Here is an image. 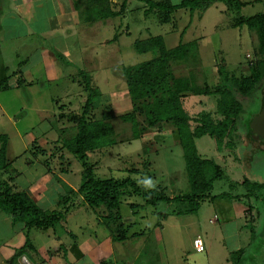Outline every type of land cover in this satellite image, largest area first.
<instances>
[{"label": "crops", "instance_id": "0c3cea01", "mask_svg": "<svg viewBox=\"0 0 264 264\" xmlns=\"http://www.w3.org/2000/svg\"><path fill=\"white\" fill-rule=\"evenodd\" d=\"M134 1L136 4L130 10ZM145 1L125 0L124 9L119 12L123 0H109L113 16L89 21L87 0H0V127L3 128H0V137H5L6 144V168L0 171V180L8 182L14 190L25 193L44 212L60 210L62 203L58 199L68 196L70 189L76 192L80 183L81 169L78 164L74 167L71 165V161L76 159L71 154L69 157L64 155V142L76 132L75 123L70 121L71 116L82 114L90 92L91 104L85 113L87 119L106 122L107 118L117 115L114 113L119 105L130 112L132 105L123 70L133 66L124 63L131 49L127 53L122 49L131 46L134 51L135 41L152 37H160L164 44L162 36L148 35L147 30L138 34V39L130 41L129 26L120 24L133 11L139 13L144 22L152 16L156 23H161L156 12L149 10ZM169 1L175 5L182 0ZM240 1L245 3L244 7L251 3ZM214 13L215 18L210 20V23H215L211 31L214 33L219 31L220 20H215L217 13L219 16L231 15L225 5L219 2L204 11L178 9L172 13L170 22L162 24L171 25V31L165 33L170 34L177 43V34L184 25L183 21L188 24L181 31L179 41H182V36L193 21L204 22L207 15L211 18ZM243 29L249 35L256 34L245 27L238 29V33ZM124 36L128 40L126 44L121 40ZM206 38L200 35L191 41L178 42L170 48L164 44V47L170 50L180 44L194 43L205 76L212 74L214 68L204 67V52L209 48ZM178 64L184 68L185 63L176 62L175 67ZM204 80L209 86L218 83H211L208 76ZM181 101L184 110L192 117L203 112L217 117L214 96L187 93ZM107 122L116 142L86 152L88 160L91 152H105L103 156L99 154L94 163L89 161L96 168L95 174L103 170L112 174L117 171L120 173L119 157H131L129 149L134 147L132 141L122 148L117 140L116 127L111 121ZM152 130L157 133L165 131L164 128L148 131ZM151 142L154 141L151 139ZM1 144L0 140V147ZM11 148L18 152L12 153ZM158 151L154 152V156ZM26 152H29L27 156ZM167 181L168 185L163 189L169 198L189 192L187 188L185 192L181 190L175 181L169 182V178ZM255 184L264 182L253 181L245 186L248 193L230 194L223 198L218 197L222 193L212 194V189L210 196L214 198L201 202L195 214H177L179 210L175 204L148 209L149 206L138 203L135 197H124L113 212L128 229L124 233L127 237L121 236L111 241L106 238V234L110 235L107 224L89 221L90 214H94L98 208L91 209L79 202V206L70 210L64 221L55 228L31 230L29 239L32 248L22 249L26 241L23 224L13 223L10 215L0 210V264H23V259H27L29 264H75L79 261L102 264V259L111 260L113 264L122 261L134 264L137 260L144 264H168L161 249L164 241L161 222L175 225L184 216L196 218L193 224L197 229L189 236L188 247L194 250L192 240L196 236H200L204 243L203 252L194 250L198 255L192 259V264H264V188L252 189ZM77 198L81 199L80 196ZM133 204L139 205L132 207ZM100 208L105 210L104 207ZM158 209L163 210L159 212ZM148 221L152 222V226ZM85 225L96 229L100 236L94 237L92 232H86ZM139 226H142L140 232L136 231ZM39 232L47 239L43 240L41 246L34 237V233ZM137 232L138 235L134 234ZM131 235H135V238ZM62 237H69L68 242H62ZM137 239L141 248L135 250L131 242ZM129 248H132L131 253L127 255L125 250Z\"/></svg>", "mask_w": 264, "mask_h": 264}, {"label": "trees", "instance_id": "16d2710c", "mask_svg": "<svg viewBox=\"0 0 264 264\" xmlns=\"http://www.w3.org/2000/svg\"><path fill=\"white\" fill-rule=\"evenodd\" d=\"M124 2L119 6V12L124 9ZM223 3L226 11L233 15L231 26L254 31L258 40V51L264 52V12L244 17L240 10L245 3L240 0H182L173 5L169 0H146L149 10H154L161 23L171 21V15L178 9L187 8L204 11L214 3ZM88 19H106L113 16L109 0H87ZM133 49L137 54H153L148 60L124 68L123 75L131 100L132 109L121 116V120L131 123L133 139L138 135L135 130L138 118L142 117L146 129H170L174 141L180 146L185 166L189 192L169 198L165 190L153 187L140 179V184L130 177L120 179L99 178L88 161L86 152L95 148L114 144L113 131L109 123L103 120H90L85 113L91 104L88 100L80 116L72 115L70 121L75 123L76 132L64 142L66 151L80 162V183L74 192L69 190L68 196L58 199L62 207L58 211L44 212L25 193L16 191L6 181L0 180V210L9 214L13 223H22L26 238L22 249L32 248L29 239L31 230L53 229L64 221L65 216L73 208V198L81 197L91 209L104 207L106 210L118 208L124 197H140L143 206L157 208L158 205H172L179 210L177 214H195L201 202L213 199L210 191L215 181L224 176L223 169L210 159L199 156L195 140L203 136L211 138L217 151H232L235 140L238 139V123L243 114V105L237 98L254 95L258 109L245 124L250 136L264 142V59L251 65L250 72L239 77L228 78L223 67L218 74L222 82L209 86L205 80L201 85L193 73L176 77L173 75L171 64L176 62L189 63V56L196 45L194 43L178 45L167 50L160 37H152L144 41H135ZM195 54V53H194ZM91 91V90H90ZM214 96L216 100V116L210 113H199L190 116L182 106L185 94ZM194 124V126L192 125ZM139 133V132H138ZM0 171L6 168L5 137H0ZM264 188V184L252 185V189ZM227 195L220 194L223 198ZM141 203V204H142ZM132 207H138L133 204ZM122 231L121 236H125ZM21 254V252H19Z\"/></svg>", "mask_w": 264, "mask_h": 264}, {"label": "rangeland", "instance_id": "374dc122", "mask_svg": "<svg viewBox=\"0 0 264 264\" xmlns=\"http://www.w3.org/2000/svg\"><path fill=\"white\" fill-rule=\"evenodd\" d=\"M245 1H249L251 3L240 11V14L242 16L248 17L264 12V0ZM135 4L136 1L132 2V7H130V10L134 8L133 6H135ZM222 7L224 8L223 5ZM185 16L188 17L187 14ZM215 16L216 13L212 14L211 18L210 15H207L204 22L195 23V21H193V23L187 29L185 35L182 36V41H179V35L181 31L188 24L187 21L185 23L183 21L182 23L184 25L182 26L180 32L177 34V43L174 42V38L171 37L170 34L167 35L165 33V31H171V25L156 23L155 18L152 16L150 20L144 22L142 21V16L139 13H136V11H133L129 12L128 16H126V19L120 24H122L123 26H129V31L131 33L130 41L138 39L140 37L138 36V34H140L141 32L143 33L144 30H147L148 35L162 36L165 47L169 48L173 47L175 44H178V42H188L198 38L200 35L206 36V40L209 41V48H207V50L205 49L203 62L205 68H209L210 66L214 67L212 74H205L204 76L201 64H199L200 58L197 55V52H194V49L191 50L193 54L189 56V63L184 64V68L179 67L181 66V64L176 65V67L175 63L171 64V72L174 76L181 77L182 75H186L187 73L189 74L190 72L194 74L195 79L198 81L197 84L201 85L206 76H208V79L211 83H221L222 77L218 74L219 67H223V71L228 78L239 77L248 74L250 72L251 65H253L257 61L264 59V52L258 51L259 49L256 34L249 35V33L245 29L238 33V29L233 30L232 28H230L232 27L231 23L233 15L224 14L222 16H219L217 13V19L215 20H220L218 22L219 24L217 23L219 31L214 33L211 32L215 27V23H210V20L212 21ZM180 23L181 22H179L178 25ZM214 34L217 36V38L214 36ZM121 40L125 44L128 43V40L127 38H125V36L122 37ZM130 49L132 50L131 46H124L122 51H125L127 53V51H129ZM131 50L129 54L126 55V59H124L125 64L134 65L144 62L153 57V54L151 53L137 54L133 50ZM123 52L121 53L122 58L124 56ZM213 52H216L217 54L214 55ZM236 95L243 105V114H241L238 123L239 137L237 140H235L234 149L232 151L223 150L219 152L217 151L213 140L208 136H204L195 140V147L199 156L205 159L212 160L215 164L219 165L223 169L224 176L222 177V179L215 181L213 184L212 194L214 195L223 192L226 193V195L231 194L233 196L240 195L243 192L248 193L249 191H245V186L250 185L251 183H253V181L259 183L264 182V142L257 141L256 138L253 137V135L250 136L245 125L248 124L247 121L257 111L258 102H256V98L254 95H251L249 97H241L238 94ZM125 109L126 108L124 106L119 105V108L114 114L121 115L123 113H126L127 111L129 112V110ZM117 115L113 116L112 118H107L106 122L111 121L114 127H116L115 129L118 134L117 140L119 141V144L122 145V148H125L127 146L125 145L126 143L129 144L134 141V143H132L134 147H131L129 149V152H132L131 157H119L118 169H121L120 173H117V171L115 174H112L107 173L105 170H103V172L101 171V173L100 171H98V173H96V176L99 178L112 177L115 179L130 177L131 179L138 182V184H140V179H143L144 183L145 181L150 180L151 183H148L149 185L158 187L160 189L168 185L167 178H169V182L175 181L176 186L181 188V190L184 189V192L186 188L187 190H189L186 173L184 172L185 168L182 158V151L180 146L175 144L173 140L174 138L171 135V130L165 129V131H162L163 133L160 131L157 133L154 130H152L154 132L148 131L149 129L143 128L146 124L143 123V119L142 117H140L138 118L139 126H137L135 132L139 134L137 139L141 138L142 140H140V142L135 141L132 135L133 133L131 129V123L124 122L119 117L116 118ZM192 125L194 126V124ZM2 130L0 129V131ZM68 134L69 132L66 136H68ZM150 138L154 142H151ZM13 145L14 144L12 143V148ZM12 148L10 149V151L12 150V153L18 152V150L13 151ZM158 149L160 151H158ZM156 151H158V154L154 156V152ZM21 152H23V150H21ZM55 152L56 154L58 153L57 151ZM28 153L29 152H26L25 156H27ZM64 153L65 157L70 156L66 150H64ZM99 154H101L102 156L105 155L104 150L91 152V154L89 155L91 161H88L94 163L95 161H97ZM115 156H113V159ZM75 164H78V167L81 169L80 162L77 159H73L71 161L72 167H74ZM110 166L114 167L113 165ZM95 167L98 166L95 165ZM95 170L96 168L93 167V171ZM165 171H167L168 173H165ZM168 190L171 191L170 188H168ZM139 199L141 198H134V200H136L138 203H142V201H140ZM72 201V206L74 208L75 206H79V202H81V199H78L76 197L73 198ZM160 206L163 207L164 205ZM73 208H71L70 210H72ZM147 208L150 209V207ZM162 210L163 209H158L159 212ZM90 215V222L94 221L96 223L98 222L99 224H107V231L110 235L106 234V238H109V241H111L113 238L116 239L121 237L122 231H125L124 233L128 232V229H126L125 226L121 223V218L116 216L113 210L108 211L106 209L104 210L102 208H98L94 211V214ZM151 217L155 219L154 216ZM195 219V216H184L182 217V221L180 222L179 220V223L177 222L175 225H173L172 223L166 224L164 221L161 222L163 227L162 236L164 240L161 249L163 250L168 264H192V259H195L198 255V253H195L194 250H191L188 247L189 236H191V234L197 229L196 225L193 224ZM118 222L121 223L119 224V226L116 225V223ZM149 223L152 226V222ZM85 227L86 232H92V235H94V237L100 236L99 232H97L96 229H91L90 226L87 227L86 225ZM115 227H118V229H116ZM141 227L142 226H139L138 230L136 231L140 232L139 230H142ZM112 228H115L116 230ZM138 232L134 234L138 235ZM128 234L130 235V233ZM41 235H43V233L41 232L34 233V237L38 242V245L40 246L44 243L43 240H47L44 236ZM133 236L132 237L135 238V235ZM125 237H127L126 234ZM68 240L69 237H62L61 239L62 242L64 241L66 243L68 242ZM131 243H133L132 246L135 250L141 248V243L138 242V239L136 241H132ZM131 249H126L125 253L129 255L131 253ZM100 262L102 264H113L111 260L106 261L105 259L100 260ZM122 263L126 264L127 261H122L119 264ZM23 264H29L27 259H23ZM75 264L87 263H81V261H79ZM134 264H144V262L141 263V261L137 260L134 262Z\"/></svg>", "mask_w": 264, "mask_h": 264}, {"label": "built area", "instance_id": "2783aa9c", "mask_svg": "<svg viewBox=\"0 0 264 264\" xmlns=\"http://www.w3.org/2000/svg\"><path fill=\"white\" fill-rule=\"evenodd\" d=\"M192 246H193V249L197 252H203L204 251V243H203L200 236H196L192 240Z\"/></svg>", "mask_w": 264, "mask_h": 264}, {"label": "clouds", "instance_id": "9594fccd", "mask_svg": "<svg viewBox=\"0 0 264 264\" xmlns=\"http://www.w3.org/2000/svg\"><path fill=\"white\" fill-rule=\"evenodd\" d=\"M145 183H149V184H150V183H151V181H150V180H149V181H145Z\"/></svg>", "mask_w": 264, "mask_h": 264}, {"label": "water", "instance_id": "95a60500", "mask_svg": "<svg viewBox=\"0 0 264 264\" xmlns=\"http://www.w3.org/2000/svg\"><path fill=\"white\" fill-rule=\"evenodd\" d=\"M263 94H264V87H263Z\"/></svg>", "mask_w": 264, "mask_h": 264}]
</instances>
